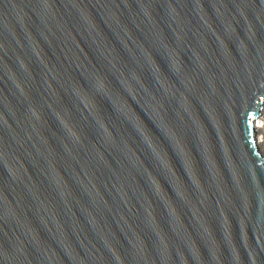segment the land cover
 I'll return each mask as SVG.
<instances>
[{
    "label": "water",
    "instance_id": "water-1",
    "mask_svg": "<svg viewBox=\"0 0 264 264\" xmlns=\"http://www.w3.org/2000/svg\"><path fill=\"white\" fill-rule=\"evenodd\" d=\"M264 0H0V264H264Z\"/></svg>",
    "mask_w": 264,
    "mask_h": 264
},
{
    "label": "bare ground",
    "instance_id": "bare-ground-1",
    "mask_svg": "<svg viewBox=\"0 0 264 264\" xmlns=\"http://www.w3.org/2000/svg\"><path fill=\"white\" fill-rule=\"evenodd\" d=\"M254 137L256 148L264 159V99L259 109V115L254 119Z\"/></svg>",
    "mask_w": 264,
    "mask_h": 264
},
{
    "label": "rangeland",
    "instance_id": "rangeland-1",
    "mask_svg": "<svg viewBox=\"0 0 264 264\" xmlns=\"http://www.w3.org/2000/svg\"><path fill=\"white\" fill-rule=\"evenodd\" d=\"M261 117V116H260Z\"/></svg>",
    "mask_w": 264,
    "mask_h": 264
}]
</instances>
